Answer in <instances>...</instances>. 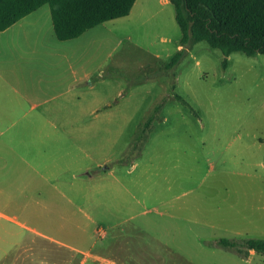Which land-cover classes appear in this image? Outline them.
Listing matches in <instances>:
<instances>
[{"label": "rangeland", "instance_id": "1", "mask_svg": "<svg viewBox=\"0 0 264 264\" xmlns=\"http://www.w3.org/2000/svg\"><path fill=\"white\" fill-rule=\"evenodd\" d=\"M136 2L129 16L97 25L90 36L111 79L112 104L130 120L128 144L122 156L114 151L105 179L66 193L80 208L65 231L95 235L114 255L116 234L191 238L177 242L191 251L200 244L226 250L216 244L221 238L264 239V54L234 52L224 67L226 56L207 42L180 45L171 0ZM158 106L146 136L136 138ZM225 254L234 261L196 259L264 264L259 253L250 261Z\"/></svg>", "mask_w": 264, "mask_h": 264}, {"label": "crops", "instance_id": "2", "mask_svg": "<svg viewBox=\"0 0 264 264\" xmlns=\"http://www.w3.org/2000/svg\"><path fill=\"white\" fill-rule=\"evenodd\" d=\"M41 9L0 32V264L234 261L225 254L232 251L201 244L191 251L177 243L191 238L116 234L114 255L95 235L65 231L75 220L71 210L80 208L66 193L87 192L92 181L112 173L106 164L127 147L130 120L112 104L111 79L97 65L90 43L95 27L61 41L51 10ZM256 254L237 256L250 261Z\"/></svg>", "mask_w": 264, "mask_h": 264}, {"label": "trees", "instance_id": "3", "mask_svg": "<svg viewBox=\"0 0 264 264\" xmlns=\"http://www.w3.org/2000/svg\"><path fill=\"white\" fill-rule=\"evenodd\" d=\"M176 21L181 30L180 45L205 41L219 49L226 59L234 52L247 56L264 54V0H171ZM136 0H0V32L45 4L50 6L56 37L70 40L102 23L126 17ZM179 50L170 66L179 62ZM176 97L188 104L180 95ZM160 106L146 120L144 130L136 138L146 136V131ZM135 148L134 141L130 149ZM216 244L247 258L250 251L264 256V239L244 240L221 238Z\"/></svg>", "mask_w": 264, "mask_h": 264}]
</instances>
